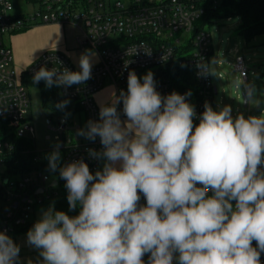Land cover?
Masks as SVG:
<instances>
[{"label": "clouds", "instance_id": "obj_1", "mask_svg": "<svg viewBox=\"0 0 264 264\" xmlns=\"http://www.w3.org/2000/svg\"><path fill=\"white\" fill-rule=\"evenodd\" d=\"M79 67H41L34 81L49 88L83 84L91 78L89 54L80 56ZM254 93L249 86L247 98ZM190 96H162L151 71L142 80L129 71L127 92L112 93L99 120L77 132L90 141L99 137L102 150L89 155L104 161L102 169L93 174L83 159L61 166L55 145L47 155L49 170L66 182L69 211H80H42L26 241L39 250V264H261L264 110L233 117L231 106L217 111L206 102L194 124ZM19 253L0 231V264H18Z\"/></svg>", "mask_w": 264, "mask_h": 264}, {"label": "built area", "instance_id": "obj_2", "mask_svg": "<svg viewBox=\"0 0 264 264\" xmlns=\"http://www.w3.org/2000/svg\"><path fill=\"white\" fill-rule=\"evenodd\" d=\"M25 1L37 6L34 15H15L14 0H0V167H5L7 171V157L14 150L15 139H27L35 146V131L29 119L30 102L23 79H34L41 67L80 71L60 52L48 51L36 59L18 79L13 67L12 49L5 44V36L38 25L72 26L79 33L75 41L76 50L81 54L96 53L98 64L92 67L91 78L83 84L71 87L55 85L60 95L79 110L68 114L53 112L46 119V141L53 143V146L45 151H38L35 147L34 162L46 164L47 171L35 170L24 176L7 171L0 179V205L4 207L0 206V231L9 236L29 225V216L35 205H43L47 200L58 197V192L50 194V188L59 186L60 180H64L60 179L58 171L49 170L47 159L56 144L60 145L61 166L83 159L93 174L102 169L104 161L89 155L90 149L98 152L102 150L99 137L90 141L77 135V132L85 128L89 120H99L100 107L95 98L106 85L114 87L116 96L121 90L127 92L129 71H134L141 78L142 73L154 68L158 70L153 74L159 76L160 69L173 63L191 68L195 89L193 96L187 97V100L195 108L194 124L199 123L205 103L213 105L215 83L211 77V34L205 27L200 28L198 23L208 10L217 9L224 0ZM179 33L193 34V54L187 55L186 48L181 45L182 38H175ZM140 46L150 49V55ZM134 48L135 53L129 52V49ZM235 54L234 70L240 73L243 85L247 86L249 71L246 61L239 51H235ZM205 66L207 71L204 70ZM154 80L162 96L175 92L170 80L160 77ZM117 110L121 120L126 119L122 102L117 105ZM50 175L59 177L54 180L56 186H48ZM39 191L42 193L38 194ZM144 203L141 196V204ZM260 259L261 264H264V253H261ZM144 260L147 262V255Z\"/></svg>", "mask_w": 264, "mask_h": 264}, {"label": "rangeland", "instance_id": "obj_3", "mask_svg": "<svg viewBox=\"0 0 264 264\" xmlns=\"http://www.w3.org/2000/svg\"><path fill=\"white\" fill-rule=\"evenodd\" d=\"M125 2L126 0H121ZM14 14L15 15H34L37 10V6L32 3H27L25 0H14ZM210 23H207L205 30L211 34V46L213 58L211 60V77L212 81L216 84L218 95L214 98L212 108L214 110H220L225 105L231 106L232 115L236 117L239 114H243L246 118L248 116H259L261 110H264V35L255 37L252 41L246 42L245 39L239 36L238 32L241 27V17L235 16L232 18L224 17H211ZM50 26V25H38L34 27ZM31 27L26 31L34 28ZM63 27V26H62ZM63 31L66 45V51H56L63 54L70 62L80 70L79 59L82 55L76 50V39L78 37V30L75 27L68 26ZM23 32H19L13 35H6L4 42L10 46L13 54V67L17 78L19 79L21 74L27 69L21 70L15 62V46L11 44V39L17 35H21ZM193 34L181 35V33L175 36L176 39L182 38V48H186V54L191 55L194 53V48L191 46ZM36 39L23 41L25 48L32 49ZM235 51H239L240 55L246 61V65L249 71L247 86L243 85L240 73L235 72ZM48 52V51H47ZM91 57L92 67L98 63V56L96 53H88ZM158 70V68L149 69L142 73L141 80L145 74L149 71L152 73ZM240 81L238 86L237 82ZM249 86H254L255 93L251 100L248 99V106L244 107V100L242 93L246 94ZM28 98L30 102L29 119L30 123L34 127L35 147L38 151H45L52 148L53 143L47 142L46 137L48 131L46 129V119L51 115L45 110L42 104V95L39 86L29 85L26 86ZM258 103V104H257ZM83 122V119H82ZM5 167H0V179L7 171ZM59 177L50 175V182L48 186L51 187L54 180ZM61 192V186L50 188V194ZM58 197H53L44 203L43 205H35L32 213L29 216V225L17 229L14 233L10 234L13 241L20 247L18 264H28L31 260L32 264L40 262L42 258L39 256V250L27 244V232L33 226V224L40 219L42 211L53 206V201ZM35 200V197H33ZM4 208L2 205H0Z\"/></svg>", "mask_w": 264, "mask_h": 264}, {"label": "trees", "instance_id": "obj_4", "mask_svg": "<svg viewBox=\"0 0 264 264\" xmlns=\"http://www.w3.org/2000/svg\"><path fill=\"white\" fill-rule=\"evenodd\" d=\"M215 16L224 18L241 17L242 23L238 34L243 37L246 42L252 41L257 36L264 35V0H246L243 2L239 0H224L217 9H210L207 11L205 16L199 21V27L204 29V27H206L205 25L210 23L209 19ZM159 71V76L153 74L154 79L160 77L170 80L175 92L180 94L190 91L191 97L193 96L195 82L191 68L179 67L177 64L173 63ZM23 82L25 86H39L43 107L49 113L58 112L61 114H68L70 111L76 112L79 110L76 105L70 101L63 109L57 107L59 103L66 99L60 95L55 85L49 88L46 86L44 80L37 83L34 79L27 78H24ZM212 103H214V101ZM14 145L12 154L7 157L6 165L9 174L24 176L35 170L47 171L46 164H37L34 162L35 146L31 141L27 139H15ZM65 183V181L60 180L61 192L58 195L59 198L53 201V206L55 210L64 211L70 216L78 215L80 211L79 207L73 211H69Z\"/></svg>", "mask_w": 264, "mask_h": 264}, {"label": "crops", "instance_id": "obj_5", "mask_svg": "<svg viewBox=\"0 0 264 264\" xmlns=\"http://www.w3.org/2000/svg\"><path fill=\"white\" fill-rule=\"evenodd\" d=\"M67 27L68 26L62 27V25L34 27L29 31H23L21 35L13 37L11 39V44L15 46V62L17 66L21 70L27 69L36 59L47 51L56 50L65 52L66 39L63 31H65L64 29H67ZM34 38L36 39L35 44H33L34 47L32 49L25 48V43L23 41L32 40ZM112 93H115L114 87L111 84L106 85V87L96 95L95 100L97 105L99 107H101V105H109L111 103Z\"/></svg>", "mask_w": 264, "mask_h": 264}, {"label": "water", "instance_id": "obj_6", "mask_svg": "<svg viewBox=\"0 0 264 264\" xmlns=\"http://www.w3.org/2000/svg\"><path fill=\"white\" fill-rule=\"evenodd\" d=\"M214 89H215V96H217L218 95V90H217V86H216V84L214 85ZM242 98H243V100H244V107H247L248 106V98H247V96H246V94L245 93H242ZM56 181H54L53 183H52V186H56ZM42 193V191H39L38 192V194H41ZM26 200V199H25ZM25 200H24V202H25ZM17 205H14V207H16Z\"/></svg>", "mask_w": 264, "mask_h": 264}]
</instances>
